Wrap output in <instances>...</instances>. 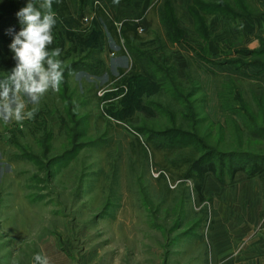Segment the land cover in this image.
<instances>
[{
	"label": "rangeland",
	"instance_id": "rangeland-1",
	"mask_svg": "<svg viewBox=\"0 0 264 264\" xmlns=\"http://www.w3.org/2000/svg\"><path fill=\"white\" fill-rule=\"evenodd\" d=\"M66 1L72 9L75 0ZM12 2L0 0V17L9 8L19 23L16 13L27 0ZM102 5L110 17L126 16L106 0ZM101 14L99 41L91 19L76 30L85 35L82 44L62 45L63 83L46 94L34 119L0 121V264H34L48 238L72 264H201L209 203L194 205L193 182L179 177L185 167L170 162L203 150L154 149L148 133L174 130L181 134L176 146L193 138L218 152L264 153V73L253 75L248 61L256 59L234 57L239 37L226 41L229 56L216 65L186 58L184 80L156 75L159 87L139 81L124 97L117 69L127 72L130 59ZM152 25L133 47L169 65L180 44L158 54L152 38L160 31Z\"/></svg>",
	"mask_w": 264,
	"mask_h": 264
},
{
	"label": "trees",
	"instance_id": "trees-1",
	"mask_svg": "<svg viewBox=\"0 0 264 264\" xmlns=\"http://www.w3.org/2000/svg\"><path fill=\"white\" fill-rule=\"evenodd\" d=\"M12 1L13 0H10V2ZM140 1L141 0H118V2H116V0H106V2L111 5V8L117 7L127 10L131 12L134 17L141 16L145 10L146 2L141 3ZM257 4L261 5L264 4V2H262V0H193L188 11L189 16L192 18V25L189 28L190 36L196 40L205 42L208 37V17L215 13H218L224 22L230 21L231 19L240 20L242 17L256 15L261 22L264 23V12L260 8H256L255 5ZM90 5L91 0H78L77 2L75 0L73 8L70 9L66 0H53V11L56 13L58 24L56 25V30L53 32L54 42L51 45L52 47L57 46L62 49V45L66 40L70 42L73 47L83 43L85 35H76V30L80 29L82 26L81 19L91 10V7L89 9ZM8 6L11 7L12 4H8ZM11 11L12 10L8 8L6 13L0 17V73L2 75H5V72L10 71L11 68L14 67L15 62L12 59L9 44L11 43L12 35L21 28L20 23L16 22L14 14H10ZM156 14L158 19L157 30H159L160 33L156 31L157 34L152 39L156 42V46H159L158 54L164 55L160 52L167 50V45L179 42L185 33L182 29L178 28L180 17L172 0H163L162 5L157 8ZM98 15L100 16V13L96 14L97 17H99ZM97 19H93L94 27H92V30L95 28L99 41L101 30ZM105 21L107 22L109 35L114 38L115 42L119 43L118 35L115 33L111 22L108 19H105ZM10 30L12 31L10 32ZM138 36L139 35L136 34L132 26L125 23L122 24L119 37L122 39L123 47L129 56L130 63L127 72L123 73L121 68L117 69L120 78L117 79L118 81L116 84L121 86L120 89L122 90L119 95L124 97L126 94L129 96L131 91L134 92V84L139 81H146V83H151L159 87L161 82L156 81V75H160L163 82L168 80L166 79L167 77L170 79L176 78L174 66L171 63H168L169 65L162 64L165 60L164 56L157 60L150 54L148 56H151L152 62L150 63V61L147 60V63H145L144 58L148 56H146L143 51L135 50L133 47V43L140 40ZM238 53H240L242 57H252V59H256L254 61H248L250 67L254 69L253 75L254 73H264V38L258 39V46L256 48L252 50H242ZM165 63L167 62L165 61ZM226 63L233 66L235 60H229ZM162 68L165 73L161 72L160 69ZM229 111H232L231 108ZM124 113H129L128 109ZM122 119H126V117L122 116ZM179 135L181 134L174 133V130H162L157 133H148L146 141H148L154 149H159L162 146L179 148L193 146V148H200L203 150L195 159L184 158L170 162L174 168L185 167V170L179 174V177L181 179H189L193 182L192 190L195 192L199 202H202L204 199L201 196V185L204 176L208 173L212 174L219 182H222L221 178L224 175L231 176L236 171L244 172L247 178H264V153L251 154L240 150L218 152V150L213 147H204L198 140H194L193 138H189L190 141L187 144L183 142L182 145L176 146L175 144L179 142ZM160 173L159 171V175Z\"/></svg>",
	"mask_w": 264,
	"mask_h": 264
},
{
	"label": "crops",
	"instance_id": "crops-1",
	"mask_svg": "<svg viewBox=\"0 0 264 264\" xmlns=\"http://www.w3.org/2000/svg\"><path fill=\"white\" fill-rule=\"evenodd\" d=\"M162 1L154 11L150 7L152 0L140 1L146 2L142 14H146L147 19L144 18L143 21L146 30L150 29L153 23L157 26L156 10L162 5ZM172 1L180 17L178 28L189 29L192 18L188 11L193 0ZM257 5L255 6L259 9L260 6ZM119 11L126 16H132L127 10ZM151 12L149 19L148 15ZM263 28V23L256 15L227 22H224L218 13L210 15L207 20L208 37L205 42L185 34L183 38L187 37L189 40L182 39L174 43L186 44L187 47L185 50L179 45L180 50L172 53L169 59L175 68L177 80L186 78L188 69L186 58L216 65L220 58L229 56L228 51L224 53L229 48L226 41H234L239 37V46L232 49L236 58L239 51L252 50L258 46V39L264 38ZM205 68L215 73L227 72L224 68ZM221 179L222 182H219L208 173L201 185V196L208 200L207 214L210 217V226L203 240L205 253L201 264H264V178H247L244 172L236 171L231 176L224 175ZM41 254L50 257L52 264H72L50 238L43 245ZM76 264L85 263L81 261Z\"/></svg>",
	"mask_w": 264,
	"mask_h": 264
},
{
	"label": "clouds",
	"instance_id": "clouds-1",
	"mask_svg": "<svg viewBox=\"0 0 264 264\" xmlns=\"http://www.w3.org/2000/svg\"><path fill=\"white\" fill-rule=\"evenodd\" d=\"M16 16L21 28L9 44L14 67L0 77V121L22 125L34 119L49 91H59L67 65L60 59L62 50L50 48L57 24L53 0H42L38 6L34 0H27ZM33 261L52 264L50 257L40 253Z\"/></svg>",
	"mask_w": 264,
	"mask_h": 264
},
{
	"label": "built area",
	"instance_id": "built-area-1",
	"mask_svg": "<svg viewBox=\"0 0 264 264\" xmlns=\"http://www.w3.org/2000/svg\"><path fill=\"white\" fill-rule=\"evenodd\" d=\"M161 0H152L151 2V6H157L159 4ZM100 13V15H102L101 13H103L104 15H106L108 18V20L111 22L115 33L118 35V44H120L121 47H123V42L122 39L119 37V33H120V28L122 26V24H128L130 26H132L134 28V31L136 32L137 35H140L141 33L144 32V26H143V21L145 18V15H141L138 17H134V16H115V15H111V17L108 14V10L102 5V1L101 0H93L92 6H91V10L89 11L88 16H84L81 19V23L82 25H87L91 19L96 18V14ZM99 16V15H98ZM120 76L117 77V79H119ZM193 203L195 206H201L202 204H207L205 202H201L199 203L198 200H194L193 199ZM209 215V214H208ZM206 216V219L204 221V229H203V237L205 239L206 233L209 229L210 226V217Z\"/></svg>",
	"mask_w": 264,
	"mask_h": 264
}]
</instances>
